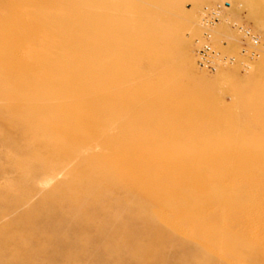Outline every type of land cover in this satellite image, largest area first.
<instances>
[{"label": "rangeland", "instance_id": "rangeland-1", "mask_svg": "<svg viewBox=\"0 0 264 264\" xmlns=\"http://www.w3.org/2000/svg\"><path fill=\"white\" fill-rule=\"evenodd\" d=\"M42 1L0 0V26L3 27L0 33L4 34H0L3 36H0V64L14 69L9 70V81L0 83L2 93L3 89L10 91L8 96L0 92V264H94L93 258L100 255L103 257L102 264L114 261L118 264H264V166L261 165L264 163V27L252 20L246 0ZM216 5L221 7L216 21L210 26L202 25L205 11ZM49 7L55 11L58 9L56 14L49 15L56 20L63 18L67 12H73V15L78 12L67 25L86 23L89 27L95 22V32L92 36L85 33L62 35L53 24H49L50 20H44L47 24L42 22L43 18L37 20V12L40 9L50 10ZM73 9H78L80 13ZM262 9L264 13V3ZM11 17L13 20L17 17L20 22H9ZM34 21L45 31L36 30L32 26ZM239 26L249 29L259 40L256 46L247 42L243 47L245 53L241 50V35L236 29ZM204 34H208L209 46L220 59L211 72L200 69L195 60V52ZM88 42L91 45L86 47ZM3 52H6L5 55ZM12 57L14 60L10 61ZM19 79L26 82L30 79L26 83L29 89L24 94L16 93L9 83ZM31 80L41 83L34 82L32 85ZM98 81L105 86L102 88ZM91 96L95 98L92 100ZM97 105L104 108L100 109ZM171 112L176 116L175 120L179 115L182 118L181 123L176 125V132L156 125L163 119L169 121ZM13 115L29 120L39 119L38 133L33 138L24 136L17 122L10 118ZM85 116L92 117L88 119ZM3 120L11 124L3 127ZM69 120L74 122L70 124ZM68 124H74V127ZM151 127L155 130L152 131ZM180 131L195 132V135L186 137ZM202 132L212 140L219 139L215 142L217 146L226 148L219 152L220 149L213 148L216 146L214 141L204 142L200 138ZM123 134L126 137L121 138ZM50 135L55 136L49 140L47 137ZM202 146L213 151L193 156L196 149ZM245 146H250L246 148L249 155L244 160L245 166L250 170L254 168L255 173L238 179L241 169H237L230 180L224 177V173L215 174L213 177L220 176V179L216 177L213 182L205 177L197 179L194 188L177 200L179 212L185 213L194 207L199 209H195V213L185 220L179 215L174 217L171 212L155 210L151 198H145L141 191L126 188L118 189L119 194L114 190L116 194L111 190L112 194H102L110 200L108 204L109 200L105 201L101 193L92 188L93 183L86 184L97 174L92 169L96 164L108 165L116 155L117 158L125 155L122 159L131 162L130 157L135 150L143 156L134 160L129 168L132 180L134 177L131 175L139 170H147V167L151 171L159 167L162 169L165 163L191 161L194 166L213 171L217 165L213 163H229L234 151ZM115 150H118L117 153ZM106 151L109 156H103ZM123 151L125 154H122ZM176 151L182 153L177 154ZM85 154H89V158H85ZM179 154L184 155L179 157ZM170 177L169 174L160 176L158 186L161 191L169 189ZM221 179L224 182L218 188ZM75 181H81V194L74 198L79 208L76 206L74 213L69 214L63 210L68 201L60 187L71 186ZM82 184L85 185L82 187ZM245 192L250 193L249 198H246L248 194ZM243 194L246 195L243 199L245 203L251 205L250 201L253 202L250 206L253 210L244 209V203L240 201L237 204L236 197ZM124 199L127 201L122 206L124 204L120 201ZM216 200L219 201V209L212 205V201ZM138 209L144 211L139 212ZM86 220L90 223L86 224ZM202 230L218 235L219 243L205 240ZM12 239H17V242L13 243ZM249 240L253 241L252 244ZM247 242L250 247H247ZM17 251L19 255H16Z\"/></svg>", "mask_w": 264, "mask_h": 264}, {"label": "bare ground", "instance_id": "bare-ground-1", "mask_svg": "<svg viewBox=\"0 0 264 264\" xmlns=\"http://www.w3.org/2000/svg\"><path fill=\"white\" fill-rule=\"evenodd\" d=\"M47 1V0H46ZM45 0H43L42 2H46ZM67 1V0H66ZM16 2V1H15ZM62 2V1H61ZM65 2V1H64ZM69 2V1H68ZM74 2V1H73ZM246 2H247V7H248V11H249V15H250V17L252 18V20L255 22V24H261L263 27H264V13H263V9H262V4L264 3V0H246ZM38 3V2H37ZM41 3V2H40ZM58 3H60V1L58 2ZM66 3V2H65ZM47 4V3H46ZM60 4H63V2L62 3H60ZM75 4V3H74ZM90 4V3H89ZM56 5H57V3H56ZM76 5V4H75ZM92 5V4H91ZM7 6H8V4H7ZM49 6V5H48ZM58 6V5H57ZM60 6V5H59ZM65 7V6H64ZM50 8V10H42V9H40L38 12H37V14H36V17H37V20H40V18H43L42 19V22H44V20L46 21V20H50L49 22V24H53L54 26H55V28L57 29V31H59V33H61L62 35H64V34H66V35H71V34H77V33H85L86 35H93V31L95 32V22L93 23V24H91L89 27H88V24H86V23H82V24H77L76 26H74V25H67V22L70 20V19H72V18H74L75 17V15L78 13H76L75 12V15H73V12H72V14H70V12H67L68 13V15H66L65 14V16L62 18V17H60V20H56V19H52V18H50L49 17V15H54V13L56 14L57 12H58V9H57V11H55V10H51L52 9V7H49ZM76 8H77V6H76ZM64 9V8H63ZM74 11H77V10H75V9H73ZM2 11V10H1ZM16 11H18V10H16ZM21 11H23V10H21ZM60 11V10H59ZM64 11H66V10H64ZM70 11H72V10H70ZM79 11V10H78ZM9 12V11H8ZM17 13V12H16ZM79 13H80V11H79ZM2 14H4V13H2ZM7 14V13H6ZM82 15H84V14H82ZM19 16V15H18ZM17 16V17H18ZM78 17H79V15H77ZM2 17V16H1ZM3 17H5V15H3ZM16 17V18H17ZM15 18V20H16V22H17V20H18V22H20V20L18 19V18H20V17H18L17 19ZM49 18V19H48ZM57 18V17H56ZM84 18V17H83ZM7 19H9V18H7ZM20 19H23V17L22 18H20ZM10 21L9 22H11V21H15V20H13L12 19V17H11V19H9ZM22 23H25L24 21H21ZM15 23V22H14ZM45 24H47L46 22H44ZM73 23V22H72ZM0 25L2 26V23H0ZM7 25H8V23H7ZM0 26V32L3 30V27H1ZM32 26L36 29V30H41V31H45L44 30V28H43V26L42 27H40L39 26V23H37V21H34L33 23H32ZM31 26V27H32ZM48 26V25H47ZM52 26V25H51ZM16 28V27H15ZM34 29V30H35ZM49 29H51V28H49ZM24 30V29H23ZM26 30H27V28H26ZM40 31V32H41ZM54 31H55V29H54ZM13 32V31H12ZM56 32V31H55ZM114 33V32H113ZM1 34V33H0ZM21 34V33H20ZM112 34V33H111ZM111 34L109 35V36H111ZM1 35H4V34H1ZM0 35V36H1ZM8 35V34H7ZM10 35V34H9ZM14 35H15V33H14ZM13 35V36H14ZM19 35V34H18ZM18 35H16V37H18ZM56 35V34H55ZM58 35V34H57ZM60 35V34H59ZM78 35V34H77ZM22 36V35H21ZM33 36V35H32ZM1 37H3V36H1ZM16 37H14V38H16ZM74 37V36H73ZM24 38V37H23ZM44 38V37H43ZM55 38V37H54ZM8 39H9V36H8ZM13 39V38H12ZM19 39V38H18ZM30 39V38H29ZM99 39V38H98ZM101 39V38H100ZM16 40V39H15ZM14 40V41H15ZM40 40V39H39ZM22 41V40H21ZM83 41V40H82ZM90 41H91V39H90ZM16 42V41H15ZM14 42V43H15ZM76 42H77V40H76ZM84 42V41H83ZM25 43V42H24ZM28 43V42H27ZM53 43H55V42H53ZM80 43H81V40H80ZM7 44V43H6ZM22 44V43H21ZM29 44V43H28ZM39 44V43H38ZM57 44V43H56ZM77 44V43H76ZM1 45H2V43H1ZM0 45V46H1ZM34 45H36V44H34ZM85 45H86V47L87 46H89V45H91L90 44V42H88V43H85ZM93 45V44H92ZM116 45V44H115ZM9 46H11V45H9ZM26 46V45H25ZM74 46H75V44H74ZM94 46H97V45H94ZM4 47V46H3ZM29 47V46H28ZM26 48V49H29V48ZM71 47V46H70ZM109 47V46H108ZM114 47V46H113ZM22 49V48H21ZM25 49V48H24ZM23 49V52L25 51ZM98 50V49H97ZM5 51H7V50H5ZM76 51V50H75ZM83 51V50H82ZM4 53H6V52H3V54ZM22 53V52H21ZM26 53V52H25ZM76 53V52H75ZM28 54V53H27ZM78 54V53H77ZM104 54V53H103ZM5 55V54H4ZM3 55V57L5 58L6 56H8V54H6V56H4ZM39 55V57L41 56L40 54H38ZM79 55H81V54H79ZM84 55V54H83ZM20 56V55H19ZM82 56V55H81ZM91 56V55H90ZM90 56H88L87 58H89ZM28 57V56H27ZM14 57H12V59H10V61L11 60H14L13 59ZM6 59H8V58H6ZM30 59V58H29ZM43 59V58H42ZM47 59V58H46ZM86 59V58H85ZM91 59V58H90ZM18 60V59H17ZM20 60H22V59H20ZM23 60H25V58L23 59ZM45 60V59H44ZM81 60V59H80ZM79 60V61H80ZM98 60L99 59H97V62H98ZM2 61V60H1ZM0 61V62H1ZM7 61V60H6ZM9 61V60H8ZM33 61V60H32ZM71 61V60H70ZM78 61V62H79ZM93 61H95V60H93ZM14 62H18V61H14ZM13 62V63H14ZM21 63H23V61H20ZM28 62V61H27ZM31 61H29V63H30ZM38 62V61H37ZM43 62V61H42ZM62 62V61H61ZM77 62V64H79ZM82 62V61H81ZM11 63V62H10ZM19 63V62H18ZM34 64H35V62H33ZM90 63V62H89ZM95 63V62H94ZM220 63V62H219ZM16 64V63H15ZM25 64V63H24ZM31 64V63H30ZM37 64V63H36ZM39 64V63H38ZM6 65V64H5ZM5 65H1L0 64V73H1V75H0V83H4L5 81L4 80H7V81H9V66L8 67H6ZM40 65V64H39ZM88 65V64H87ZM103 65H105V64H103ZM26 66V65H25ZM119 67H120V64L118 65ZM12 68V67H11ZM29 68H31V67H29ZM37 68V67H36ZM48 68H50V67H48ZM107 68V67H106ZM26 69V68H25ZM78 69V68H77ZM83 69V68H82ZM110 69V68H109ZM14 70V69H13ZM13 70H10V71H13ZM31 70V69H30ZM18 71V70H17ZM27 71V70H26ZM29 71V70H28ZM93 72V71H92ZM97 72V71H96ZM47 73V72H46ZM63 73V72H62ZM106 73V72H105ZM23 74H25V73H23ZM26 74H27V72H26ZM26 74H25V77H26ZM32 74V73H31ZM34 74V73H33ZM60 74H61V72H60ZM94 74H95V72H94ZM113 74V73H112ZM14 75V74H13ZM12 75V76H13ZM43 75V74H42ZM42 75H40V76H42ZM49 75V74H48ZM90 75V74H89ZM107 75V74H106ZM108 75H111V74H108ZM6 76H8V77H6ZM10 76H11V74H10ZM50 76H53V74L52 75H50ZM61 76V75H60ZM73 76V75H72ZM17 77L18 78H21V77H19L18 76V74H17ZM16 77V78H17ZM28 77V76H27ZM89 77V76H88ZM17 78V79H18ZM51 78H53V77H51ZM55 78V77H54ZM53 78V79H54ZM81 78V77H80ZM110 78V77H109ZM23 79V78H22ZM26 79V78H25ZM48 79H50V78H48ZM29 80V82H30V79H28ZM27 80V81H28ZM50 80H52V79H50ZM55 80V79H54ZM53 80V81H54ZM81 80V79H80ZM91 80H93V79H91ZM95 80V79H94ZM105 80V79H104ZM6 81V82H7ZM32 82V85H33V83L34 82H36V81H34L33 82V80H31ZM58 81V80H57ZM106 81V80H105ZM29 82H26V81H24V80H12V81H10L9 83H10V85L14 88V91H16V93H18V94H24L25 92H27V90L29 89V85H26V83H29ZM40 81H38V83H39ZM50 83H54V82H56V81H54V82H51V81H49ZM99 82V81H98ZM119 82V81H118ZM37 83V82H36ZM37 83V84H38ZM41 83V82H40ZM71 83V82H70ZM73 83V82H72ZM100 83V82H99ZM120 83V82H119ZM5 84V83H4ZM56 84H57V82H56ZM74 84V83H73ZM88 84V83H87ZM101 84V83H100ZM103 84V83H102ZM102 84H101V86H102ZM110 84V83H109ZM31 85V84H30ZM89 85V84H88ZM99 85V84H98ZM35 86V85H34ZM37 86H39V85H37ZM44 86H46L45 84H44ZM43 86V87H44ZM103 86H105V85H103ZM103 86H102V88H103ZM108 86H110V85H108ZM32 88H34V87H32ZM82 88V87H81ZM105 88V87H104ZM8 89V88H7ZM41 89H42V87H41ZM43 89H45V87L43 88ZM63 89V88H62ZM73 89V88H72ZM97 89V88H96ZM101 89V88H100ZM40 90V89H39ZM70 90V89H69ZM75 90V89H74ZM87 90V89H86ZM30 91H31V89H30ZM33 91V90H32ZM66 91V90H65ZM68 91V90H67ZM79 91V90H78ZM85 91V90H84ZM94 91H95V89H94ZM93 91V92H94ZM97 91V90H96ZM1 92V91H0ZM10 91L9 90H6V89H3V93H2V95H6V96H8V95H10V93H9ZM73 92V91H72ZM77 92V91H76ZM83 92V91H82ZM87 92V91H86ZM91 92V91H90ZM98 92H100V91H98ZM0 93V94H1ZM31 93V92H30ZM33 93H34V91H33ZM37 93V92H36ZM35 93V94H36ZM43 93V92H42ZM63 93V92H62ZM48 93L46 92V94L45 95H47ZM68 94V93H67ZM95 94V93H94ZM96 94H97V92H96ZM29 95V94H28ZM31 95V94H30ZM72 95H74V94H72ZM92 95V94H91ZM99 95V94H98ZM101 95V94H100ZM22 96V95H21ZM38 96H40L39 94H38ZM77 96V95H76ZM78 96H79V94H78ZM94 96V95H93ZM114 96V95H113ZM18 97H20V95H18ZM17 97V98H18ZM30 97V96H29ZM44 97V96H43ZM89 97V96H88ZM101 97V96H100ZM120 97V96H119ZM35 98V97H34ZM34 98H32V99H34ZM40 99H41V96L39 97ZM38 98V99H39ZM95 97H93L92 98V96H91V99L93 100ZM110 98H112L111 96H110ZM116 98V97H115ZM19 99V98H18ZM84 99V98H83ZM89 99V98H88ZM108 99V98H107ZM114 99V98H113ZM43 99H41L40 101H42ZM98 100V99H97ZM8 101V100H7ZM14 101V100H13ZM16 101V100H15ZM14 101V102H15ZM24 101V100H23ZM30 101V100H29ZM31 101H33V100H31ZM101 101V100H100ZM99 101V102H100ZM108 101H110V100H108ZM21 102V101H20ZM26 102V101H25ZM24 102V103H25ZM36 102V101H35ZM97 102V101H96ZM111 102V101H110ZM84 103V102H83ZM83 103L81 104V106L83 105ZM20 104V103H19ZM23 104V103H22ZM80 104V103H79ZM85 104V103H84ZM97 104V103H96ZM13 105H14V103H13ZM99 105V104H98ZM97 105V106H98ZM105 105V104H104ZM33 106V105H32ZM78 106V105H77ZM86 106V105H85ZM113 106V105H112ZM201 106V105H200ZM83 108H84V106H82ZM99 107V106H98ZM108 107V106H107ZM110 107H111V105H110ZM115 107V106H114ZM79 108V107H78ZM81 108V107H80ZM88 108V107H87ZM100 109H103L104 107H102L101 108V106L99 107ZM73 109H76V108H73ZM106 109V108H105ZM112 109H114V108H112ZM121 109V108H120ZM29 110V111H28ZM95 110V109H94ZM148 110H150V108L148 109ZM27 111L28 112H31L30 111V109H27ZM75 111V110H74ZM86 111V110H85ZM89 111V110H88ZM110 111V110H109ZM172 111V110H171ZM193 111V110H192ZM198 111V110H197ZM13 112H15V111H13ZM34 112V111H33ZM77 112H78V110H77ZM121 112H122V110H121ZM146 112H148V111H146ZM194 112V111H193ZM202 112V111H201ZM18 113V112H17ZM24 113H26V114H28L27 112H24ZM32 113V112H31ZM31 113H29V115L31 114ZM37 113V112H36ZM79 113V112H78ZM87 113V112H86ZM98 112H96L95 114H97ZM111 113H112V111H111ZM114 113V112H113ZM119 113V112H118ZM33 114V113H32ZM67 114V113H66ZM89 114V113H88ZM99 114V113H98ZM120 114V113H119ZM203 114V113H202ZM41 115H43V114H41ZM41 115H39V116H41ZM47 115V114H46ZM79 115H81V114H79ZM85 115V114H84ZM111 115H113V114H111ZM20 116V115H19ZM27 116V115H26ZM38 116V117H39ZM60 116V115H59ZM74 116H75V114H74ZM99 116H101V115H99ZM28 117V116H27ZM34 117V116H33ZM32 117V118H33ZM61 117H62V115H61ZM71 117H73V116H71ZM85 117H87V116H85ZM89 117H92V116H88L87 118L89 119ZM178 118L175 120L174 118H176V116L175 115H172V112L170 113V120L168 121V120H166V119H163L162 121H159V122H157V126H165V127H167V129H170V131H172V130H174L175 131V129H176V125H178L179 123H181V117H180V115L179 116H177ZM192 117V116H191ZM11 119L13 118L17 123V125H18V127L20 128V130H21V132L24 134V136H30V138H33V136L35 135V133L40 129L39 127H40V125H41V123H39V119H33V120H29V119H23V118H21V117H18L17 115L16 116H14L13 115V117H10ZM40 118V117H39ZM46 118V117H45ZM70 118V117H69ZM76 118H77V116H76ZM82 118V117H81ZM152 118H154V117H152ZM157 118V117H156ZM172 118L174 119V120H172ZM30 119H31V117H30ZM41 119V118H40ZM73 119H75V117H73ZM87 119V120H88ZM94 119V118H93ZM98 119V118H97ZM104 119H106V117L105 118H103V120ZM108 119V118H107ZM110 119V118H109ZM111 119H112V116H111ZM155 119V118H154ZM154 119H153V122H154ZM70 120H72V119H70ZM69 120V121H70ZM113 120H115V118L113 119ZM157 120H159L158 118H157ZM178 120V121H177ZM42 121H44V119L42 120ZM66 121V120H65ZM64 121V122H65ZM68 121V122H69ZM91 121V120H90ZM90 121H89V123H90ZM156 121V120H155ZM176 121V122H175ZM71 122L72 121H70V124H71ZM73 122H74V120H73ZM72 122V123H73ZM83 122H85V121H83ZM101 122V121H100ZM99 122V123H100ZM111 122H112V120H111ZM57 123H59V122H57ZM86 123L88 124V121H86ZM11 123H9V122H7V121H5V120H3V121H1V125L3 126V127H8L9 125H10ZM61 124H63V123H61ZM60 124V125H61ZM70 124H68V126H73L74 127V124L73 125H70ZM78 124V123H77ZM79 124H81V123H79ZM83 124V123H82ZM81 124V125H82ZM150 124H152V122L150 123ZM154 125H155V123H153ZM42 125H44V124H42ZM76 125V124H75ZM92 125V124H91ZM90 125V126H91ZM100 125H102V124H100ZM104 125V124H103ZM63 126H65V124L63 125ZM67 126V125H66ZM76 126H80V125H76ZM75 126V127H76ZM89 126V128H91ZM95 126V125H94ZM133 126V125H132ZM62 127V126H61ZM108 127V126H107ZM107 127H106V129H107ZM45 128V127H44ZM65 128V127H64ZM66 128H68V127H66ZM65 128V129H66ZM84 128H85V126H84ZM88 128V129H89ZM93 128H95V127H93ZM92 128V129H93ZM134 128V127H133ZM160 128V127H159ZM69 129V128H68ZM111 129V128H110ZM120 129V128H119ZM151 129H152V131L153 130H155L154 129V127H151ZM157 129V128H156ZM162 129V128H161ZM166 129V130H167ZM75 130H77V129H75ZM158 130V129H157ZM160 130V129H159ZM177 130V129H176ZM41 131H43V130H41ZM45 131H46V128H45ZM66 131V130H65ZM70 131H73V130H70ZM87 131V130H86ZM93 131V130H92ZM95 131V130H94ZM93 131V132H94ZM135 131V130H134ZM167 131H169V130H167ZM81 132V131H80ZM82 132L84 133V131H83V129H82ZM81 132V133H82ZM110 132V131H109ZM158 132V131H157ZM176 132V131H175ZM179 132V131H178ZM181 132V131H180ZM38 133V132H37ZM42 133V132H41ZM72 133V132H71ZM120 133V132H119ZM160 133V132H159ZM182 133V135H184V136H186V137H193L195 134V132L193 133V132H181ZM18 134V133H17ZM43 134V133H42ZM46 134V133H45ZM60 134V133H59ZM91 134H92V132H91ZM112 134V133H111ZM137 134V133H136ZM136 134H134L135 136H136ZM172 134V133H171ZM176 134H178V133H176ZM180 134V133H179ZM37 135V134H36ZM47 135H49L48 133H47ZM46 135V136H47ZM64 135V134H63ZM71 135V134H70ZM90 135V134H89ZM134 135H131V136H133V137H135ZM141 135V134H140ZM181 135V136H182ZM45 136V137H46ZM55 136V135H54ZM54 136H48L47 137V139H51V137H54ZM67 136V135H66ZM73 136V135H72ZM82 136V135H81ZM97 136V135H96ZM95 136V137H96ZM99 136V135H98ZM125 135L123 134V136H121V138H123ZM200 138L201 139H203L204 140V142H212V141H214V143L215 142H217V140H219V139H216V140H212V139H210L208 136H207V134L205 133V132H202V133H200ZM45 137H44V139H45ZM62 137V136H61ZM64 137V136H63ZM94 137V138H95ZM104 137V139H106L107 138V136L105 137V136H102V138ZM112 137V135L109 137V138H111ZM119 137V136H118ZM126 137V136H125ZM19 138H20V136H19ZM66 138V137H65ZM120 138V137H119ZM129 138H131V137H129ZM139 138H141V137H139ZM199 138V139H200ZM40 139V138H39ZM44 139L42 140V141H44ZM46 139V140H47ZM53 139V138H52ZM55 139V138H54ZM137 139V138H136ZM20 140V139H19ZM33 140H35V139H33ZM56 140V139H55ZM125 140V139H124ZM142 140V139H141ZM52 141V140H51ZM59 141V140H58ZM57 141V142H58ZM120 141H122V140H120ZM119 141V142H120ZM61 142V141H60ZM77 142V141H76ZM141 142V141H140ZM204 142H202V144L204 143ZM219 142V141H218ZM47 143H49V142H47ZM213 143V144H214ZM75 144H77V143H75ZM87 144V143H86ZM94 144V143H93ZM103 144H105V143H103ZM122 144H124V143H122ZM205 144V143H204ZM203 144V145H204ZM216 144V143H215ZM219 144V143H218ZM222 144V143H221ZM230 144V143H229ZM191 145V144H190ZM16 146V145H15ZM33 146V145H32ZM45 146V145H44ZM57 146V145H56ZM85 146H88V145H85ZM84 146V147H85ZM97 146V145H96ZM101 146V145H100ZM105 146V145H104ZM104 146H102V147H104ZM125 146H126V143H125ZM134 146V145H133ZM133 146H132V148H133ZM187 146V145H186ZM188 146H189V144H188ZM195 146H197L196 144H195ZM209 146V145H208ZM48 147H49V145H48ZM47 147V149L50 151V148H48ZM53 147V146H52ZM106 147V146H105ZM169 147V146H168ZM167 147V148H168ZM207 146H202V147H199L198 149H196V153L194 152L193 153V156H203V155H206V154H208L209 152H210V150H211V152L213 151L211 148H210V150H208L207 148H206ZM250 147V146H249ZM249 147H242L241 149H239L238 151H234V153H233V155L231 156L232 157V159L229 161V163L228 162H220V163H213V164H217L212 170L213 171H211V170H206L205 168L206 167H203V166H194L192 163H191V161H183V162H181V163H178V164H170V163H165L163 166H162V169H160V167H159V169H153V171H151L152 169L151 168H149V167H147V170H139L140 171V174L137 172L136 174H133L132 172H131V174H133V175H131V176H133L134 177V179L132 180L131 178H130V174H128L129 173V168H130V166H131V164L133 165V161L135 160L136 161V159L138 160V158L140 159L143 155H141L140 154V152H137V150H135L134 151V154H133V157H130V159H131V162H129V161H125V160H123L122 158L125 156H120V158H117V155H116V157L114 156V155H112V157L114 156L115 158L114 159H112L111 160V162L108 164V165H104L103 163H100V164H103V165H100V164H96L95 166H94V168H92L93 169V173H97L94 177H93V180H91L90 182H87L86 184H88V183H93V189L94 190H98L99 191V193H101V196H102V194L104 195V194H106V193H108L109 191H113V193H118L119 194V192L118 191H120V190H122V189H125L126 190V188H127V190H130V191H141L143 194H144V196H145V198L146 197H149V198H151V200L150 201H152V206H153V208L155 209V210H158V211H164V212H168V213H173V214H175V215H173L174 217L177 215H179V216H182L183 217V219L185 220V219H189L190 218V216L192 215V214H194L195 213V209H196V207H194V208H192V210H190V211H186L185 213H183V212H179V209H178V204H177V200H178V198L179 197H181L182 195H184V194H187L188 192H189V190L190 189H192V188H194V186H195V184H196V182H197V179H199L200 177H205V179H207L209 182H213V180L217 177L218 178V176H216V177H213V176H215V174L216 175H218V174H220V173H224V177H227L229 180H230V176L233 174V171L234 170H239V169H241L240 170V177H238V179L239 178H241V179H243V176L244 177H247V176H250L253 172H254V168L252 169V170H250L249 169V167H246L245 166V159L248 157V152L249 151H247V149L249 148ZM13 148V147H12ZM15 148H17V147H14V149ZM18 148H20V147H18ZM55 148V147H54ZM61 148V147H60ZM100 148V147H99ZM109 148V147H108ZM108 148H106V150H108ZM119 148H121V147H119ZM118 148V149H119ZM134 148H136V147H134ZM133 148V149H134ZM171 148V147H170ZM195 148V147H194ZM213 148H216V149H220L219 150V152L220 151H223L226 147L224 146V147H222V145H221V147H219V146H217V144H216V146L215 147H213ZM247 148V149H246ZM256 148V147H255ZM65 149V148H64ZM64 149H62V150H64ZM102 149V148H101ZM105 149V148H104ZM132 149V150H133ZM143 149V148H142ZM154 149H156V148H154ZM159 149V148H158ZM169 149V148H168ZM167 149V150H168ZM176 148H174V150H175ZM252 149H253V147H252ZM33 150V149H32ZM76 150V149H75ZM78 150V149H77ZM76 150V151H77ZM84 150V149H83ZM89 150V149H88ZM92 150V149H91ZM119 150H121V149H119ZM125 150V149H124ZM166 150V149H165ZM166 150V151H167ZM170 150V149H169ZM172 150V149H171ZM38 151V150H37ZM57 151V150H56ZM56 151H54V152H56ZM94 151V150H93ZM101 151V150H100ZM99 151V152H100ZM109 151H111V150H109ZM116 151H118V150H115V153H117ZM143 151H144V149H143ZM147 150H145L144 152H146ZM160 151V150H159ZM187 151H189V152H191L189 149L187 150ZM215 151V150H214ZM253 151V150H252ZM53 152V153H54ZM58 152V151H57ZM56 152V153H57ZM80 152V151H79ZM78 152V153H79ZM107 152V151H106ZM158 152V151H157ZM177 152V154H178V152H181V151H176ZM251 152V151H250ZM52 153V154H53ZM58 153H60V152H58ZM63 153H64V151H63ZM77 153V152H76ZM77 153V154H78ZM94 153H95V151H94ZM97 153V152H96ZM101 154H102V152H100ZM104 153V155L103 156H109V154H108V152H107V154H105V152H103ZM111 153H113V152H111ZM115 153H113V154H115ZM125 154V152L123 151L122 152V154ZM172 153V152H171ZM182 153V152H181ZM184 153V152H183ZM187 153V152H186ZM68 154H69V152H68ZM166 154V153H165ZM174 154H175V152H174ZM80 155V154H79ZM88 155V156H87ZM118 155H121V154H118ZM171 155V154H170ZM169 155V156H170ZM180 155L181 154H179L178 156L180 157ZM182 155H184V154H182ZM181 155V156H182ZM34 156V155H33ZM69 156H71V155H69ZM74 156V155H73ZM95 155H93L92 157H94ZM154 156H155V154H154ZM190 156H192L191 154H190ZM189 156V157H190ZM77 157V156H76ZM85 158L86 157H88L89 158V154H85V156H84ZM50 158V157H49ZM55 158V157H54ZM65 158H67V157H65ZM101 158V157H100ZM99 158V159H100ZM108 158V157H107ZM154 158H156V157H154ZM83 159V158H82ZM98 159V158H97ZM125 159V158H124ZM194 159H195V157H194ZM197 159V158H196ZM206 159V158H205ZM59 160V159H58ZM89 160V159H88ZM143 160V159H142ZM176 160H178V159H176ZM101 161H104V160H101ZM105 163L107 162V161H104ZM144 162V161H143ZM146 162V161H145ZM152 162V161H151ZM208 162V161H207ZM55 163V162H54ZM59 163V162H58ZM137 163H139V162H137ZM142 163V162H141ZM263 163V162H262ZM261 163V165H263L264 166V163L262 164ZM53 164V163H52ZM148 164V163H147ZM151 164V163H150ZM212 164V165H213ZM91 165V164H90ZM89 165V166H90ZM143 165V164H142ZM144 165H145V163H144ZM201 165H202V163H201ZM92 166V165H91ZM149 166V165H148ZM209 166H211V164L209 165ZM87 167V166H86ZM136 167V166H135ZM255 167H256V165H255ZM260 167V166H259ZM132 168V167H131ZM137 168V167H136ZM139 168H140V166H139ZM144 168V167H143ZM148 168L150 169V170H148ZM155 168H158V167H155ZM260 168H262V167H260ZM85 169H87V168H85ZM91 169V168H90ZM257 169H258V167H257ZM256 169V170H257ZM263 169V168H262ZM56 170H57V168H56ZM80 170V169H79ZM88 170V169H87ZM89 171H91V170H89ZM137 171V170H136ZM171 172V173H170ZM260 172V171H259ZM234 173H235V171H234ZM255 173V172H254ZM253 173V174H254ZM257 173H258V170H257ZM256 173V174H257ZM70 174V173H69ZM74 174V173H73ZM166 174V176H167V174H169V175H171V177H170V187H169V189L168 190H163V191H161L160 190V187L158 186V184H159V178H160V176H163V175H165ZM150 175V177H148ZM159 175V176H158ZM236 175V174H235ZM243 175V176H242ZM71 176V175H70ZM158 176V177H157ZM223 176V175H222ZM242 176V177H241ZM67 177H68V174H67ZM235 178V177H234ZM72 179V178H71ZM161 179V178H160ZM218 179H220V176H219V178ZM217 179V180H218ZM238 179L236 180V181H238ZM75 180V179H74ZM216 180V179H215ZM222 180V182H220L221 184H218V188H221L222 186V183L224 182L223 181V179H221ZM220 180V181H221ZM229 180H227V181H229ZM64 181V180H63ZM80 182L81 181H75V182H73L72 184H71V186L70 185H68L67 183V185H68V187L67 186H61L60 188H62L63 190H64V198L65 199H67V201H68V204H66L65 203V209H63L64 211H66L67 213H69V214H72V213H74V211H75V209L78 207V204L76 205V203L75 202H78V201H74V198L76 199V197L78 196V194H81L80 193V191H79V189H80V186H79V184H80ZM218 182V181H217ZM260 182V181H259ZM83 183H85V181L83 182ZM216 183V182H215ZM256 183V182H255ZM258 183V182H257ZM89 184V185H90ZM205 184V183H204ZM83 185H85V184H82V187H83ZM88 185V186H89ZM224 185V184H223ZM70 186V187H69ZM87 186V185H86ZM211 186V185H210ZM239 186V185H238ZM59 187V186H58ZM81 187V188H82ZM199 187V186H198ZM233 187V186H232ZM257 187V186H256ZM196 188V187H195ZM243 188V187H242ZM83 189H85L86 190V188H83ZM118 189H120V190H118ZM208 189V188H207ZM210 189H212V188H210ZM228 189V188H227ZM244 189V188H243ZM114 190L116 191V192H114ZM212 190H214V189H212ZM217 190V189H216ZM58 191V190H57ZM87 191V190H86ZM97 191V192H98ZM219 191H221V190H219ZM246 191H247V189H246ZM56 192V191H55ZM126 193H130V192H127V191H125ZM204 192V191H203ZM244 192V191H243ZM86 193V192H85ZM92 193V192H91ZM90 193V194H91ZM110 193V192H109ZM116 193V194H117ZM254 193H256V192H254ZM94 194V193H93ZM110 194H112V193H110ZM131 194V193H130ZM130 194H125V195H130ZM203 194V193H202ZM245 194H246V192H245ZM243 194V196L242 195H239L238 197H236L237 198V201L239 202H242V203H244V209H247V211L249 210V211H251V210H253L250 206L252 205V201H250L251 202V205H250V203H245V201L243 200V199H245L244 197H246V195L248 194ZM250 194V193H249ZM247 195V197L246 198H249V196L250 195ZM262 194V193H261ZM62 196H63V194H61ZM221 195V194H220ZM245 195V196H244ZM80 196V195H79ZM82 196V195H81ZM89 196V195H88ZM87 196V197H88ZM112 197H113V195H111ZM110 196V197H111ZM213 196V195H212ZM214 196H216L215 194H214ZM240 196H242L241 198H240ZM105 197V196H104ZM103 196L101 197V198H104ZM111 197V198H112ZM115 197V196H114ZM82 198V197H81ZM84 198H86V197H84ZM110 198V199H111ZM121 198V197H120ZM122 198H124V196L122 197ZM126 198H128V197H126ZM71 199V200H70ZM89 199V198H88ZM95 199V198H94ZM104 199H106V198H104ZM130 198H128L127 200H129ZM261 199V198H260ZM79 200V199H78ZM80 200H82L83 201V199H80ZM79 200V201H80ZM100 200H102V199H100ZM109 200V199H108ZM107 199L105 200V201H108ZM118 200H119V198H118ZM126 200V201H127ZM249 200V199H248ZM248 200H246V202H249ZM262 200V199H261ZM87 201V200H86ZM85 201V202H86ZM89 201V200H88ZM87 201V202H88ZM105 201H103V202H105ZM125 201V199L123 200V201H120L122 204H124V205H122V206H125V204H126V201ZM93 204H95V201H91ZM109 202H110V200L108 201V204H109ZM111 202H113V201H111ZM124 202V203H123ZM217 202H219L218 200H216V201H212V203L211 202H209L210 204H212L213 206H215L216 208H218L219 207V203H217ZM234 202H236V201H234ZM240 202L239 203H237V204H240ZM84 203V202H83ZM116 203H118V202H116ZM130 203V202H129ZM128 202H127V204H129ZM241 203V204H242ZM80 204V203H79ZM208 204V203H207ZM234 204V203H233ZM236 204V205H237ZM261 204V203H260ZM61 205H62V203H61ZM115 205V204H114ZM202 205H204V203L202 204ZM77 206V207H76ZM117 206H118V204H117ZM117 206H116V208H117ZM151 206V207H152ZM237 206H239V205H237ZM256 206V205H255ZM259 206V205H258ZM76 207V208H75ZM236 207V206H235ZM257 207V206H256ZM259 207H261V206H259ZM264 207V206H263ZM79 208V207H78ZM124 208H127V207H124ZM133 208V207H132ZM242 208H243V206H242ZM150 209V208H149ZM148 209V210H149ZM219 209V208H218ZM251 209V210H250ZM53 210V209H52ZM81 210H82V208H81ZM136 210V209H135ZM134 210V211H135ZM138 210H140V209H138ZM196 210H199V209H196ZM202 210H203V207H202ZM239 210V209H238ZM255 210V209H254ZM55 211V210H54ZM137 211V210H136ZM135 211V212H136ZM141 211H144V209H142V210H140L139 212H141ZM153 211V210H152ZM213 211H215V210H213ZM236 211H237V208H236ZM241 211V210H240ZM56 212V211H55ZM254 212V211H253ZM252 212V213H253ZM150 214H152V213H150ZM254 214V213H253ZM255 214H257L258 215V213L256 212ZM52 215H55L54 213L52 214ZM86 215H87V213H86ZM149 215V214H148ZM169 215V214H168ZM216 215V214H215ZM82 216V215H81ZM92 216V215H91ZM156 216V215H155ZM170 216V215H169ZM252 216V215H251ZM193 217V216H192ZM203 217H205V215L203 216ZM221 217V216H220ZM88 218H89V216H88ZM87 218V219H88ZM156 218V217H155ZM196 218V217H195ZM230 218V217H229ZM55 219V218H54ZM218 219H219V217H218ZM241 219V218H240ZM97 220V219H96ZM161 221V220H160ZM187 221V220H186ZM212 221V220H211ZM78 222V221H77ZM86 222V224H88V223H90V220H86L85 221ZM74 223V222H73ZM155 223H158V222H155ZM62 224V223H61ZM152 224V223H151ZM184 224V223H183ZM45 227V226H44ZM80 227V226H79ZM180 227V226H179ZM74 228V227H73ZM72 228V229H73ZM81 229V228H80ZM133 229H134V227H133ZM213 230V229H212ZM45 231V230H44ZM101 231V230H100ZM203 232H202V236H203V238L206 240L207 239V241L209 240V241H211V243L213 244V242H216V243H219V242H217L218 241V239L217 238H219L218 237V235H215V234H213V235H210V233H209V231H207V230H202ZM102 232V231H101ZM216 233V232H215ZM79 237V236H78ZM136 237H138V236H136ZM52 238V237H51ZM58 238V237H57ZM141 238V237H140ZM48 239V238H47ZM161 240V239H160ZM12 241H13V243H16L17 242V239H12ZM213 241V242H212ZM252 241V240H251ZM221 242H223V241H221ZM220 242V243H221ZM249 242H250V240H249ZM253 242V241H252ZM252 242H250L251 244H252ZM209 243V242H208ZM248 243V242H247ZM255 243V242H254ZM251 244H246L247 245V247H250L251 246ZM260 244V243H259ZM258 244V245H259ZM104 245H106V244H104ZM210 245V244H209ZM228 245V244H227ZM250 245V246H249ZM4 247V246H3ZM2 247V248H3ZM246 247V248H247ZM255 247V246H254ZM121 248V247H120ZM128 248V247H127ZM248 250L250 249V248H247ZM251 249H252V247H251ZM2 250V249H1ZM31 250V249H30ZM231 250V249H230ZM255 250V249H254ZM254 250H252V252L254 251ZM231 251H233V250H231ZM251 251V250H250ZM20 252H21V249H20ZM106 252V251H105ZM31 253H33V252H31ZM193 253V252H192ZM253 254V253H252ZM16 255H19V252L17 251V253H16ZM91 256V255H90ZM264 256V255H263ZM80 257V256H79ZM137 258V257H136ZM120 259V258H119ZM202 259H203V257H202ZM25 262H27V261H25ZM92 262V261H91ZM102 262H103V257L100 255L99 257L97 256L95 259L93 258V263L94 264H102ZM149 262V261H148ZM109 264H118L116 261H114V262H110ZM121 264H122V262H121ZM143 264V263H142Z\"/></svg>", "mask_w": 264, "mask_h": 264}, {"label": "built area", "instance_id": "built-area-1", "mask_svg": "<svg viewBox=\"0 0 264 264\" xmlns=\"http://www.w3.org/2000/svg\"><path fill=\"white\" fill-rule=\"evenodd\" d=\"M221 7L216 5L208 11H205L202 17V25L210 26L214 23L220 13ZM241 35V50L245 53V44L247 42L256 46L259 45L258 37L254 36L251 31L244 27L236 28ZM209 36L208 34L203 35V39L201 41V45L198 50L195 52V60L197 66L207 72L214 71L216 64L220 62L217 54L214 53L209 46Z\"/></svg>", "mask_w": 264, "mask_h": 264}]
</instances>
